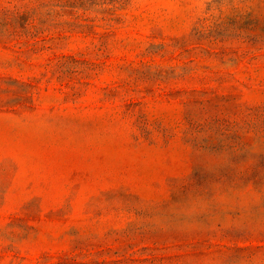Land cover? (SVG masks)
<instances>
[{"label": "rangeland", "instance_id": "374dc122", "mask_svg": "<svg viewBox=\"0 0 264 264\" xmlns=\"http://www.w3.org/2000/svg\"><path fill=\"white\" fill-rule=\"evenodd\" d=\"M0 264H264V0H0Z\"/></svg>", "mask_w": 264, "mask_h": 264}]
</instances>
